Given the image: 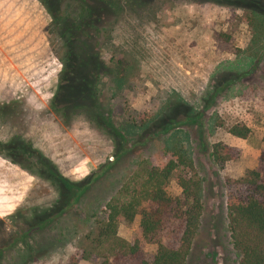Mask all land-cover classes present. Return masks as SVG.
Listing matches in <instances>:
<instances>
[{"label":"rangeland","instance_id":"rangeland-1","mask_svg":"<svg viewBox=\"0 0 264 264\" xmlns=\"http://www.w3.org/2000/svg\"><path fill=\"white\" fill-rule=\"evenodd\" d=\"M67 1L50 5L60 15ZM86 1L105 7L97 27L89 28L105 68L95 91L85 78L59 98L63 65L52 14L41 0H0V142L29 143L38 155H0V264L100 262L84 238L92 230L88 214L174 135L189 146L201 182L202 212L185 264H237L226 197L233 181L257 166L264 147V48L254 51L247 18L251 10L264 13V0ZM69 2L65 13L79 12L77 0ZM76 103L99 106L106 118L99 126L82 110L65 117L55 109L71 110ZM107 120L126 139L118 155L119 136L110 133ZM234 125L247 126V136L232 135ZM217 141L237 147L238 156L214 163L209 152ZM39 159L87 188L78 203L38 229L35 219L56 202L54 186L37 171ZM167 191L177 195L180 188L171 181ZM139 221L121 222L118 235L129 242L139 238ZM26 224L34 233L23 238ZM157 247L144 243L145 259Z\"/></svg>","mask_w":264,"mask_h":264},{"label":"trees","instance_id":"trees-1","mask_svg":"<svg viewBox=\"0 0 264 264\" xmlns=\"http://www.w3.org/2000/svg\"><path fill=\"white\" fill-rule=\"evenodd\" d=\"M41 1L52 14L54 26L59 32L58 53L61 54L63 65L59 98L65 97L66 92H70L69 89L76 88L85 78L92 80L95 91L105 66L98 52L97 41L89 33V28L97 27L95 19L100 16L101 11L104 12L105 7L77 0L79 12L72 14L67 10L65 13L70 5L69 0L59 15L57 5H50L51 0ZM56 1L58 3L61 0ZM108 3L110 6L115 4ZM247 18L253 29L251 40L256 52L264 48V13L251 10L247 13ZM116 71L121 79L123 68L120 62ZM56 100L59 101L58 98ZM55 106L65 117L70 116L71 111L82 110L87 119L99 126L105 116V112L101 115L99 106L90 107L88 103L73 104L71 110L60 104ZM149 122L145 121L137 129H143ZM126 126L135 128L132 124ZM107 127L115 138L119 136L115 139L118 155L122 152L120 149L126 141L125 136L113 121L111 123L107 120ZM126 130L127 134H131L127 127ZM248 131L247 126L242 125H234L229 130L232 135L240 138H245ZM135 141L132 143H138ZM184 141V138L177 135L170 136L156 158L139 160L117 193L101 204L98 212L88 214L92 218V230L84 238H89L91 250L101 258L96 264H185L199 227L202 204L200 178L190 148ZM239 151L233 145L217 141L211 144L209 156L218 164L236 158ZM18 152H28L38 157L29 143L17 140L13 146H3L0 142V155H16ZM35 163L38 173L45 175L56 191V202L35 219L39 229L45 226L47 220L61 216L65 208L78 203L87 183H69L56 172L50 171L46 163L44 167L42 160ZM171 181L180 188L177 195H170L167 191V185ZM233 183V189L226 197V210L230 241L237 254V264H264V147L259 151L257 166L248 169ZM135 216L140 217L139 238L129 242L118 235L117 228L121 222H130ZM31 225L33 224L24 226L23 238L34 233ZM164 236L167 237L166 243L162 241ZM144 243L158 245L151 260L145 259L143 255ZM89 255L87 252L85 257Z\"/></svg>","mask_w":264,"mask_h":264}]
</instances>
